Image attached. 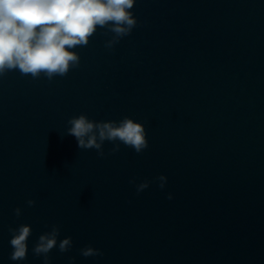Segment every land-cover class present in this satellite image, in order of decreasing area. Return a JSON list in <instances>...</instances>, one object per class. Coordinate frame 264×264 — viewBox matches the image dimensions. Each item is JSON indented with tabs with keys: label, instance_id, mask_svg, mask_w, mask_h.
<instances>
[{
	"label": "water",
	"instance_id": "water-1",
	"mask_svg": "<svg viewBox=\"0 0 264 264\" xmlns=\"http://www.w3.org/2000/svg\"><path fill=\"white\" fill-rule=\"evenodd\" d=\"M132 12L129 35L109 50L98 29L65 76L0 75V264H43L32 247L53 224L73 245L49 264H264V0ZM80 113L142 122L148 147L80 149L66 134ZM22 223L27 259L12 261L8 229Z\"/></svg>",
	"mask_w": 264,
	"mask_h": 264
},
{
	"label": "clouds",
	"instance_id": "clouds-1",
	"mask_svg": "<svg viewBox=\"0 0 264 264\" xmlns=\"http://www.w3.org/2000/svg\"><path fill=\"white\" fill-rule=\"evenodd\" d=\"M136 0H0V75L18 70L21 75L38 78L43 73L48 80L54 76H65L78 67L80 56L75 51L88 45L98 29H106L112 37L104 42L111 50L119 40L131 33L137 26V18L132 9ZM66 134L72 135L80 149H95L103 157L104 141L112 142L109 153L119 151L120 144L133 149L137 154L148 147L145 126L128 116L118 122L114 120L96 121L80 113L68 118ZM156 179L159 187L165 186L167 177L160 174ZM135 184L137 194L149 186L147 179ZM172 198L171 193L167 195ZM29 207L33 199L26 201ZM14 215H21L16 207ZM10 245L12 261L27 259V240L32 234L31 226L22 223L13 228ZM60 233L58 225L53 224L50 231L39 235L32 247L34 256L42 257L43 264H49V253L57 247L61 253L72 248L70 236L57 240ZM84 257L102 256L99 248L91 245L79 249ZM75 257H69L70 264Z\"/></svg>",
	"mask_w": 264,
	"mask_h": 264
}]
</instances>
